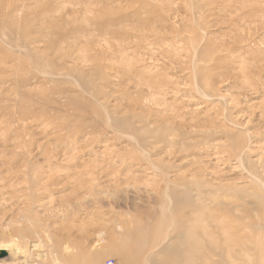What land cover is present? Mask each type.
<instances>
[{"label": "rangeland", "instance_id": "374dc122", "mask_svg": "<svg viewBox=\"0 0 264 264\" xmlns=\"http://www.w3.org/2000/svg\"><path fill=\"white\" fill-rule=\"evenodd\" d=\"M262 183L264 0H0V264H264Z\"/></svg>", "mask_w": 264, "mask_h": 264}, {"label": "bare ground", "instance_id": "6f19581e", "mask_svg": "<svg viewBox=\"0 0 264 264\" xmlns=\"http://www.w3.org/2000/svg\"><path fill=\"white\" fill-rule=\"evenodd\" d=\"M32 164V163H31ZM29 166V165H28ZM36 166V165H35ZM32 167V166H31ZM38 168V167H37ZM39 169H41V167L39 168ZM32 170V171H31ZM30 171H31V174L29 175V176H31V177H33L34 178V180L35 179H37V178H39L38 177V175H42V171L40 172L39 170H37V169H35L34 167L31 169ZM27 172V171H26ZM259 179V178H258ZM41 180V179H40ZM261 181V180H260ZM263 184V186H264V183H262ZM41 184H40V181H36V182H34V186L35 187H39ZM32 187H30V189H31ZM264 188V187H263ZM262 205H264V193H263V197H262ZM262 222H264V218L262 219ZM264 229V228H263ZM204 233V235H205V237L207 238H210V239H214V238H216V235H218V237L219 238H221V239H223V241H225V245L226 246H220V248H218V247H215V248H213V249H211L213 252H216V253H218V255L220 254L222 257H231L233 254H235V252L233 251L234 250V247L231 245V246H228L227 244L230 242V240L231 241H234V239L237 237V235L235 234V233H232V232H230V231H222V230H218V233H215V232H211V231H208V230H204L203 231ZM263 236L262 237H264V231H263ZM261 234V235H262ZM238 238V237H237ZM236 238V239H237ZM233 239V240H232ZM261 244H262V250H259V251H257L258 253H261L262 254V256H264V240L261 238ZM198 249H200L201 251V253H203L204 252V249L203 248H198ZM66 250H69V249H66ZM191 250V249H190ZM210 250V251H211Z\"/></svg>", "mask_w": 264, "mask_h": 264}, {"label": "built area", "instance_id": "2783aa9c", "mask_svg": "<svg viewBox=\"0 0 264 264\" xmlns=\"http://www.w3.org/2000/svg\"><path fill=\"white\" fill-rule=\"evenodd\" d=\"M107 264H114L113 262H108Z\"/></svg>", "mask_w": 264, "mask_h": 264}]
</instances>
